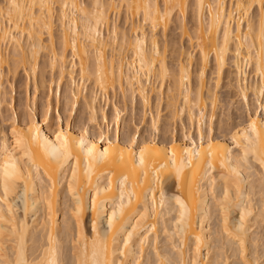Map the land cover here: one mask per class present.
Wrapping results in <instances>:
<instances>
[{
	"label": "bare ground",
	"instance_id": "obj_1",
	"mask_svg": "<svg viewBox=\"0 0 264 264\" xmlns=\"http://www.w3.org/2000/svg\"><path fill=\"white\" fill-rule=\"evenodd\" d=\"M116 0H89V2L84 3L82 0H49V2H55L57 5H63L64 3L69 4V9L67 10V16L68 20L64 21L62 17L60 16V8L58 14V20L60 21L61 26V32H60V52H58V64L60 66V77H59V84L58 88L60 87L61 79L64 75L69 76V78L72 80L73 75H71L72 71L66 66V53L70 52L73 56L72 52V41L75 39L76 41V54L75 59L77 60L78 64V70L80 72L81 65L84 66L85 69V75L83 79H85V76H89L90 74L93 76L94 81V88L98 90V92L103 93L104 95L107 94V92L110 89H114L116 85L118 88H124L123 86H126L127 91H129L133 96L134 94L137 95L140 99V102L143 107H146L148 104V96H149V90L147 87V79H143V82L141 84V79L147 75V72L140 73V76L137 77V72L141 68V60H145V68H147L151 61L155 59L157 61V68L159 67L160 62H164L166 65V60L164 55L161 54V51L159 49V46L157 44V39L155 37V34L147 35L144 31V25H147L151 31H153L152 27V17L149 18L147 24H145V18H144V9L143 5L145 4H158L160 6L161 14L164 11V4L166 0H161L162 6L160 5V0H120V2H123L126 11L130 16L132 17H138L141 18V22H131L130 25V32L131 36L127 37L126 34H122L121 38L119 40L118 32L116 30V27H111L110 30L109 27V12L114 11L116 8ZM9 2V0H3V3L0 2V7H3ZM19 3H31L32 0H18ZM41 0H36V3H40ZM188 3V0H186ZM243 2L245 4L254 3V7L257 9V16L255 21H253L254 26V33L253 35L258 36L259 34V26H260V0H193L194 4V12L196 11V5L198 3H203L205 5V14L207 13V6L212 5V16L215 17L218 13L222 17L221 20V27L219 28V31H217L216 27H212L211 33L208 32V26L209 23L212 21V17H207V23L201 24V20L199 16H197L195 13V20H196V27H195V34H194V40L197 52L199 54V64L200 68L197 72V83L195 84L194 88L191 87V74L189 71V65H185L182 63H179L177 71H175L174 76L170 78V86L169 88L172 90L171 96L172 99L170 100V94L168 95L170 103L169 107L171 109L176 108V114H185L187 121L189 124L194 125L196 122V136L191 135L189 132L188 134H185L181 137H173L170 141L166 140H160L155 139L154 137L149 138H143L141 141L139 140L140 133L137 134L134 133L132 135L125 134L122 138L119 135L120 127H121V117L119 124L116 122V111L117 108L114 109V120H115V130L112 134L109 133L107 130H101L100 128V134L98 136L91 135L89 132H87L86 139L89 141V143H95L96 148L98 152H103L105 148H108V155L104 163L99 164L95 166L92 170L91 174V183L89 182L88 177L85 175V167L83 161V156L80 158V164L77 166V176L76 179H72V169L70 166H66L64 171L60 173V180L63 181L62 184H58L55 191L50 194L53 204V221H48V210L47 205L43 203L41 200V203L35 208H29L28 215L25 218L24 215V204L23 202H19L16 205V208L19 209V211L16 213L20 219L25 221V224L28 226V240L31 242L33 234L39 230L40 235L43 237V239L46 241L47 236L44 232V226L47 225V227L51 228L52 223L56 222L60 225L61 230L63 229L65 225V215L67 214L69 220L75 226L76 223V217L72 215L74 209L76 208V204L72 199V195L68 192V181L72 180V187L77 190L81 200L84 201L81 210H80V226L86 235H91L92 232V219H93V209H92V201L91 198L88 196L89 191L92 193L96 192V188L99 187L101 189L100 195L97 197V200H103L104 205L103 208L100 209V215L102 216L105 212L107 214H111L113 207L115 206L113 204V199L116 200L117 203H119V197H120V182L123 181L126 185L125 188V199L124 202L127 204L128 196L127 192L134 191L137 194V197H133L132 205L131 207L127 208V212L131 213L134 210H139L140 212L145 211V201H144V194L147 193V209L148 212L146 213L148 219L147 223L149 225L151 224H158L159 226V236L163 234L165 242L169 239V237H165L164 235V227L167 225L170 233L176 232V219L179 218V206L176 205L175 199L171 200L172 207L176 209L175 213H173L171 216L169 215V208L167 206V201L165 204V208H160V181L157 180V170L160 169V165L164 164L166 161L169 163V168L165 170H161L159 174L163 177H165L164 183H163V189L165 192L166 198H174L176 196H179L182 201H184L189 208H191V221L190 225L187 228L186 232L180 233L179 235H176L172 237L175 239L176 243L179 244L181 241L184 242L183 247V259L187 262V264H191V260L195 259L198 261V264H208L209 261L212 262V264H215V261L219 258V253L216 251H211L206 246L208 244H212V238L215 237L212 236L211 230L208 227V220L210 216V210H209V203L210 198L212 199V192H213V184L212 180L215 179L217 182L216 187L219 189L223 186L224 181L221 180V175L228 176L229 173L225 171L224 169H221L220 164L221 161L230 162L233 166L236 164V157H237V150L233 147V140L232 136L233 133H237V130L239 129L240 133L242 134L244 130L247 128L246 124L239 126L233 132L231 133V142H228L225 138L220 137H213L209 136L206 140H203V129H202V122L205 118V109L207 107V102L210 99V105L213 106L216 104V91L213 89L210 90L207 95L205 94V78H201L200 72L203 70L204 76H205V70L210 62V59L213 58L215 68H216V82L215 87L217 86V81H220V77L224 71L225 66L227 65V59L231 56L232 57V66L236 72V79H237V89L240 92V95L242 96L244 102H245V94L247 96V108L249 107V94L252 93L255 96V101H257V107L254 109L252 113V117L254 119L258 120V126H259V119L261 117H264V109L261 108V105L258 101L261 100L260 96V87L264 86L260 79L256 81L254 84H249L248 79L246 76V65L244 63V59L247 57L248 54V48L252 44V40L249 39L247 44H244L243 50L241 55L238 57L236 55L237 48L239 44L244 43V35L248 34V21L247 18L244 19L243 24V33H239L235 31L237 25L239 24V18L236 21H229L228 19V13L229 12H236V9L233 7L235 3ZM167 3L169 4H176V3H185V0H167ZM75 4L77 7L75 9L71 8V5ZM97 4H100L103 6V15H100V10L97 9L95 6ZM132 4L134 7L132 11L128 10V5ZM141 5V10L139 16H137L135 5ZM115 5V7H113ZM217 5L220 7L218 8ZM81 6H83L81 8ZM38 11V10H37ZM75 12L76 15V21L77 23L73 25V27L77 28V34L75 37L72 36V33L70 31V25L72 24V16ZM83 13H87V16H82ZM180 14L179 11H176ZM93 13H95V16H93ZM175 14V13H174ZM184 17V16H183ZM172 16L166 18L162 22H158L155 30L158 28H163V30L167 27L170 19ZM96 19H100L101 23L99 26L96 24ZM156 19L159 21V17H156ZM52 23H53V17L50 20V23L48 27L51 28V40L49 39V46L51 48V52L53 50V34H52ZM229 25L230 26V37H229V44H228V50L224 54V64L221 67V65L218 63L217 60V54L214 49L218 50L219 47L224 46V28L223 25ZM6 26V22H3V19H0V34H2V30ZM22 29H30L31 25H25L24 23H21ZM15 27V24H13V28ZM99 28L100 36L97 37L94 32L88 31L89 28ZM103 28L106 29L108 36H105L103 33ZM139 30V32L137 31ZM47 32V27L45 26V23L43 20L39 22V25L36 27L35 31L33 32V41L31 43H35L37 49L41 48L42 39L41 34L42 32ZM115 31L116 36L112 35V32ZM237 36H239V41H237ZM65 37L67 38V47L64 46V40ZM89 37H92L90 39ZM127 38V39H126ZM25 39V43L22 42L23 48L26 50L27 53V60L24 59L25 52H20L19 57L20 60L24 63L28 62V72H32L33 68H35V60L36 58H33L32 56V50H31V43L28 40L27 37V31H25V35L23 40ZM118 39V42H117ZM139 39L142 43L139 46V51H137V45L136 41ZM93 40H95V43H93ZM192 40V38H191ZM190 40V42H191ZM199 41V42H197ZM153 43L156 45V49H153ZM9 48H13V52L17 55V50L21 47L20 44H13L11 41H9ZM119 45L122 49H128L131 52L130 60L125 59L127 68L125 69V64H123V60L120 59L115 63V59L113 56L109 57L107 56V50L112 49V46ZM3 47H6L3 43H0V71L3 67V65L7 61V56L5 54V50ZM43 47H45L43 45ZM260 48L259 41L257 40L256 43V51L258 52ZM201 49L205 53H211L208 57L207 61H205L204 57L201 55ZM158 51L159 55L157 56L155 52ZM190 55V54H189ZM188 55V58H189ZM255 56V53L253 54ZM101 60V68L103 69V82L105 84V88L101 89L99 84L97 83V77L95 75V70L97 67V60ZM62 57V58H61ZM125 58V57H124ZM32 59L33 62H29ZM192 61V55L191 59H189V63ZM74 62V61H73ZM76 63V62H75ZM91 65L92 70L89 71V66ZM239 65V69L237 67ZM168 66V65H167ZM181 66L184 68L185 72V79H184V90L182 93L181 90ZM250 66L253 67V71L256 75V68H255V59L251 61ZM64 69V72H61V69ZM89 73V75H88ZM34 75V74H33ZM72 76V77H71ZM91 76V77H92ZM90 77V76H89ZM155 81H159L160 84H163L164 80L160 81L158 80V75H153L152 77ZM82 79V78H81ZM84 82V81H82ZM245 82L247 83V88L245 90ZM74 83V82H73ZM73 83L71 85H73ZM149 83V82H148ZM70 84V83H69ZM69 85L67 88L66 97L69 98V101L71 103H74L75 105H78L79 97L81 92L80 90L75 89L73 86ZM76 85V84H75ZM84 86V85H83ZM36 87V86H35ZM78 88L79 86L76 85ZM214 87V88H215ZM37 88V87H36ZM161 88V87H160ZM168 88V89H169ZM217 88V87H216ZM0 89V96L1 94ZM126 91V90H125ZM124 92V91H123ZM169 93V91H168ZM197 93L199 95L197 96ZM60 94V93H59ZM92 94V95H91ZM96 92L90 93V96L86 99L85 104L89 108L90 111V120L95 121L97 124V121L95 120L97 109L95 106L96 101ZM183 95H190L192 103L185 105L183 101ZM4 97V96H3ZM5 100V99H4ZM198 100V103H197ZM181 101V104L177 105V103ZM2 99L0 97V106H1ZM51 101L45 102V109L43 110L41 119H38L36 115L34 117H29L20 120L15 119V124L17 127L18 132H24L27 133L28 128L32 124V119H36L37 123L41 129V135L48 137L49 139L54 140V130L58 129L59 123H58V117H62L60 112L57 111V123L53 125L51 122V114H50V104ZM9 103V101H8ZM7 103V104H8ZM67 103V102H66ZM180 103V102H179ZM196 104L195 107H192V104ZM10 106H12L10 104ZM214 107V106H213ZM9 108V107H7ZM46 109H48L46 111ZM180 109H184L183 112L180 111ZM213 109V108H212ZM175 110V109H174ZM214 110V109H213ZM212 110V111H213ZM1 111V108H0ZM72 112V109H71ZM214 112V111H213ZM203 113V115H202ZM35 114V113H34ZM210 119L213 116V113H211ZM45 115H47L48 120L45 122ZM103 121H107V115L102 110L101 112ZM13 120V119H12ZM157 117H151V123L150 126L152 128H156L157 125ZM102 122V121H101ZM155 123V127H153V124ZM98 125V124H97ZM96 125V126H97ZM11 136H12V124H11ZM157 129V128H156ZM211 129V128H210ZM63 130L65 133L70 134V136H75L77 139L84 134V129L78 130L71 127L68 123L63 125ZM113 131V130H112ZM211 131V130H210ZM103 134L104 139H101V135ZM109 137L111 138V142H109ZM133 137H135V143H133ZM187 137V138H186ZM242 138V137H241ZM1 139V138H0ZM232 148V153L229 154L227 151V148ZM145 148V164L143 166L140 165V152L141 149ZM195 149L196 152H199L200 155L196 157L193 160L191 167H185L181 174V179L178 182L176 180L175 176V169L171 168L170 162L171 160L175 159L177 166H179L181 159L185 161L187 164V161L189 159V153L185 151V149L192 150ZM32 153L33 158L36 161V164L40 165V172L41 176L44 180H47V177L43 176L44 171L47 169L49 171V174L53 175L54 179L56 178V171L59 168V165L55 162H50L48 157L45 156L44 151L38 146L33 145L32 147ZM211 153V155H209ZM75 155V153H74ZM211 161L212 168L207 169L208 162ZM75 163V161H73ZM259 167V164H258ZM205 169H207L209 172L212 173L211 176H204L203 180H201V177L203 176ZM196 173L195 178L193 177V173ZM241 172H242V178L245 184L243 185L246 187V191L244 192L245 196V203H247V197L249 193H252L253 199L255 196L260 197V183H261V177L258 178L259 182L257 183L255 181V184L252 183L251 185L249 181L252 173L248 170L246 166H241ZM147 173V175H145ZM260 173H264V169L260 168ZM65 174L66 177L65 178ZM106 174V175H102ZM25 176H27V170H25ZM111 177V188L109 191L104 192V188H108V177ZM127 176V180H124V177ZM33 181L35 182V188L36 190H40V180L36 179L35 177V171H33V180L28 181V194L31 196L32 190H33ZM191 183V188L189 187ZM200 184L199 193L197 191V184ZM232 181L229 182V187H231ZM249 185V187H248ZM21 193H23V185H21L20 189ZM153 191H155V199H156V205H155V211H153ZM63 193V194H62ZM61 195H63V199H61ZM206 196V198H205ZM232 196L235 198L236 193L233 190ZM39 199V197H36ZM10 197V202H11ZM212 205L215 207V211L217 213L218 219V208L215 203V201L212 199ZM258 203V202H257ZM197 204H199V210H197ZM4 209L5 214H7V205H0ZM213 209V208H212ZM251 215L246 216V219L244 221L245 229H246V240H247V246L250 248L252 244L260 239L258 238H252L250 235V228L253 227L251 225H264V220L261 219V212L259 210V206L252 204L251 207ZM212 212V211H211ZM232 219L236 222L240 221V210H234L232 213ZM132 223H136L135 220L132 221ZM107 226V220L105 219L103 222V227ZM80 229H77V233H79ZM216 233V231H215ZM197 237L201 238V246L199 252L197 251ZM152 240L155 242L156 240V234H152ZM135 244L137 247V250L139 249V240H135ZM179 256V254H177ZM147 257V256H146ZM71 260V254H69L68 257ZM147 259V258H146ZM153 259H155V256L153 254Z\"/></svg>",
	"mask_w": 264,
	"mask_h": 264
},
{
	"label": "snow or ice",
	"instance_id": "obj_2",
	"mask_svg": "<svg viewBox=\"0 0 264 264\" xmlns=\"http://www.w3.org/2000/svg\"><path fill=\"white\" fill-rule=\"evenodd\" d=\"M69 4L64 3L63 5H57L55 2H49V0H41L40 3H36V0H32L31 3H19L18 0H9V2L0 7V19L6 20V26L0 34V43H3L6 47L10 46L9 41L13 44H20L21 47L17 50V58L19 59V53L25 52L24 59L27 60L26 50L22 46L25 31H27V37L29 42L33 41V32L39 25L41 20L44 21L45 26L48 30L49 39L51 40V28L48 27L50 20L54 17L57 9L60 8V16L64 21L68 20L67 10ZM77 5L72 4L71 8L75 9ZM83 6H81L82 8ZM100 10V15H103V6L97 4L95 6ZM115 7V5H113ZM122 9L123 4L119 5ZM128 10L132 11L133 5L129 4ZM219 8L220 6L217 5ZM233 7L236 12H229V21H236L239 18V24L235 31L243 33L244 19L248 21V34L244 35V43L239 44L236 55L239 57L242 53L244 44H247L248 40H252L251 46L248 48L247 57L244 59L246 66H250L251 61L255 59L256 76L264 84V0H260V26L258 36L253 35L255 29L253 26V19L250 15L254 8V3L245 4L243 2L235 3ZM189 8L188 3H176L169 4L167 0L164 4V11L161 14L160 6L158 4H145L144 18L145 24H147L150 17H152L153 31L158 22L164 21L166 18L172 16L176 11L180 12L181 16H184ZM212 5L207 6V13L205 14V5L198 3L196 5L195 14L199 16L201 24L207 23V17H212L211 23L208 26V32L211 33L212 27H216L217 31L221 27L222 17L218 13L215 17L212 16ZM137 16L140 14L141 5H135ZM38 10V11H37ZM82 16H87V13L82 12ZM95 16V13H93ZM159 17V21L156 19ZM21 23L26 26L31 25V28L22 29ZM77 23L75 12L72 16V24L70 25V31L72 36L75 37L78 29L73 27ZM101 23L100 19H96V24L99 26ZM13 24L15 27L13 28ZM224 28V46L219 47L218 50L214 49L217 54L218 63L221 67L224 64V54L228 50L229 37H230V26L225 24ZM88 31L94 32L97 37L100 36L99 28H89ZM139 32V30H137ZM113 36H116L115 31L112 32ZM92 39V37H89ZM127 39V38H126ZM191 40V37H189ZM259 41L260 48L256 51V43ZM239 41V36H237ZM118 42V39H117ZM199 42V41H197ZM95 43V40H93ZM141 41L137 39V51ZM64 46L67 47V38L65 37ZM153 49H156L155 43H153ZM31 50L33 58H38L42 51H46L41 44V48L37 49L35 43H31ZM72 52L75 58L76 54V41H72ZM255 53V56L253 55ZM158 56V51L155 52ZM211 53H205L201 49V55L207 61ZM62 58V57H61ZM57 52L55 48L52 50V65L53 68L56 66ZM191 59V54L189 55ZM102 56L100 60H97V67L95 75L97 77V83L101 89L106 86L103 82V69L101 68ZM145 60H141V68L137 72V77L140 73L147 72V75L141 79H147L151 83L153 75H158V80H167L174 76V70L170 69L164 62L159 63L157 68V61L153 59L150 65L145 68ZM75 67V65H74ZM239 69V65H237ZM25 72L28 75H33L36 72V68H33L31 73L28 72L27 63L24 64ZM64 72V69H61ZM181 72V90H184V79L185 72L183 66L180 69ZM81 82L85 75L84 66L80 68ZM201 78L204 77V72H200ZM159 87H163L162 84L158 83ZM75 87V82L73 83ZM217 87H219V81H217ZM247 83L245 82V90ZM261 100L258 101L261 108L264 109V86L260 87ZM123 91V88H121ZM170 94V100L172 99V90L168 89ZM199 93H197V96ZM245 104H247V96L245 94ZM183 101L185 105L192 103L190 95H183ZM198 103V100H197ZM196 104H192L195 107ZM215 107V104L213 105ZM71 108L73 111L76 108L74 103L68 102V106L65 111ZM48 109H46L47 111ZM181 112L184 109H180ZM29 117H34L33 108L31 105L28 109ZM203 115V113H202ZM72 113H69V119L71 120ZM45 122L48 117L45 115ZM63 117H58L59 127L54 130L55 139H49L48 137L42 136L41 129L36 119H32V124L28 128L27 133L18 132L15 124V113H13L12 124V137L9 139L6 132L3 138L0 139V205H7V214L4 209L0 207V264H187L183 259V247L184 242L181 241L179 244L176 243L172 237L179 235L180 233L186 232L190 225L192 210L187 204L181 200L179 196L174 198H166L163 189V183L165 177L161 176L159 172L169 168V163L166 161L160 165V169L157 170V180L160 181V208L164 209L167 201L169 208V215L175 213L176 209L172 207L171 200L175 199L176 205L179 206V218L176 219V232L170 233L167 225L164 227L165 237L169 239L161 243L159 238V226L158 224L149 225L146 221L148 219L146 213L147 209V193L144 194L145 211L140 212L138 209L127 212V208L131 207L133 197H137L134 191L127 192L128 201L125 204V188L126 185L123 181L120 182V197L119 203L113 199L112 213L109 215L106 212L101 216L100 209L103 208L104 201L97 200L100 195L101 189L96 188V192L92 193L89 191L88 196L92 201V209L94 212L92 219V232L91 235L84 234L80 226V210L84 203L81 200L76 189L72 187V180L68 181V192L72 195V199L76 204L72 215L76 217L75 226L69 220L67 214L65 215V225L61 230L60 225L56 222L52 223L51 228L44 226V232L47 236L45 241L37 230L33 236L31 242L28 240V226L25 221L20 219L16 214L19 209L16 205L19 202L24 204V215L25 218L28 215L29 208L35 209L41 200L47 205L48 210V221H53V204L50 194L53 193L58 184H62L60 180V173L64 171L66 166H70L72 169V179H76L77 166L80 164V158L83 156L85 167V175L88 177L91 183V174L95 166L105 162L108 155V148L104 151L98 152L95 143H89L85 138L88 129L85 127L84 134L78 139L75 136L65 133L63 130ZM248 123L247 128L241 134L239 129L237 133H233V147L237 150L236 164L233 166L230 162L221 161L220 167L229 173L228 176L221 175V180L224 184L221 188H217V182L215 179L212 180L213 192L212 199L215 201L219 219L217 220V229L215 237L213 238L215 243L206 245L211 251L219 253V258L215 261V264H264V238L254 242L249 248L246 240V229L244 221L246 216L251 215V207L253 203V195L249 193L247 197V203H245L244 192L247 190L243 185L245 182L242 178L241 166H246L251 172L254 168V163L259 164L261 169H264V117L258 120L252 117L251 109L248 111ZM120 111H116V122L119 124ZM93 123L95 121H92ZM107 123V122H106ZM243 123V120L241 121ZM155 127V123L153 124ZM242 137V138H241ZM187 138V137H186ZM101 139H104L103 134ZM109 142L111 138L109 137ZM133 143H135V137H133ZM38 145L43 151L45 156L48 157L50 162H55L59 165L56 171V178L49 174L46 169L43 173L47 180H44L41 176V166L36 164L33 158L32 147ZM189 153V159L187 164L181 159L179 166L175 159L171 160L170 166L175 169L176 180L179 185L182 171L185 167H191L193 160L200 155L193 148L192 150L185 149ZM229 154L232 153V148H227ZM145 152L146 149L142 148L140 152V165L145 164ZM75 153V155H74ZM211 155V153H209ZM75 161V163H73ZM212 163L208 162L207 169H211ZM205 169L201 180L204 176H211L212 173ZM25 170H27V176H25ZM33 171H35L36 179L40 180L41 188L36 190L35 182L33 181V190L31 196L28 194V181L33 180ZM106 175V174H102ZM147 175V173H145ZM196 173H193L195 178ZM261 177L260 183V197L258 201L259 210L261 212V219L264 220V173L259 174ZM65 178L66 174H65ZM127 176L124 177L126 181ZM232 181L231 187L229 182ZM111 177H108V188H104L103 191L107 192L111 188ZM21 185H23V193H21ZM191 188V183L189 185ZM199 193L200 184L196 185ZM235 191L236 196L233 198L232 191ZM10 197L11 202H10ZM36 197H39L37 199ZM139 199V197H137ZM206 198V196H205ZM153 211H155L156 199L155 191H153ZM197 210H199V204H197ZM234 210H240V221L236 222L232 219V213ZM107 220V226L103 227L104 220ZM135 220L136 223H132ZM77 229H80L77 233ZM156 234V240L153 242L152 234ZM135 240H139V249L137 250ZM201 238L197 237V251L199 252L201 246ZM69 253L71 254V260L68 258ZM153 254L155 259H153ZM179 254V256L177 255ZM147 256V259H145ZM191 264H198V261L193 259ZM208 264H212L211 261Z\"/></svg>",
	"mask_w": 264,
	"mask_h": 264
},
{
	"label": "rangeland",
	"instance_id": "obj_3",
	"mask_svg": "<svg viewBox=\"0 0 264 264\" xmlns=\"http://www.w3.org/2000/svg\"><path fill=\"white\" fill-rule=\"evenodd\" d=\"M82 1L84 3L89 2V0ZM0 2L3 3V0H0ZM115 2L116 8L114 11L109 12L108 22L110 30L112 29L111 27H116L120 40L122 34H126L127 37L131 36V22L139 23L141 22V18L130 16V14H128L126 11L124 3L120 2V0H116ZM121 4L124 5L122 9L119 7ZM160 5L162 6L161 0ZM188 5L189 8L184 17L178 12H175L164 30L163 28H158L155 31H151L147 25H144V31L148 36L155 34L161 54L164 55L166 63L170 69L174 70V72L177 71L179 63L189 65V71L191 74L190 85L192 88H194L195 84L197 83V72L200 68V64L199 54L197 52L194 40L196 20L193 0H188ZM57 13H59V8L53 17L52 34L53 48H55L58 54V52H60L61 26ZM250 15L252 16L253 21H255L257 16V9L255 7L251 11ZM3 22H6V20H3ZM102 30L104 35L108 36L106 29L103 28ZM189 37L192 38L191 42ZM41 39L46 51H42L39 57L36 58V72L31 76L26 74L24 68L25 63L20 60V57L19 59L17 58V55L13 52V48L11 49L9 47H3L8 58L0 71V89L2 90V95L0 96L2 99L0 106L1 139L3 138L5 132L9 139L12 137L10 127L11 121L13 119V113H15V119L21 121L22 119L27 118L29 115L28 109L31 105L36 117L41 119L43 110L45 109L44 105L47 100L51 101L50 114L53 125L57 123L56 115L57 111H59L61 116L64 118L63 125L68 123L71 127L78 130H85L86 127L91 135L98 136L101 130H107L110 134L114 132L115 120L113 116L114 109L117 108L120 111V117L122 120L119 132L121 138L125 134L132 135L136 132L137 134L140 133V141L143 138L149 137L170 141L173 137L178 138L188 134V132L191 135L196 136V122L191 127L185 114L179 115L174 112L176 111L177 106H175V110L169 107L170 100L168 97V88L171 83L170 79L164 80L162 88L158 86L159 81H155L153 78L151 83L147 82V87L149 90L148 104L146 107H143L139 97L135 94L133 96L129 91H127L128 89H126L125 85L123 86L124 92L121 91V88H118L116 85L114 89H110L107 94L104 95L94 88L93 76L91 74L89 75L88 73L90 77L86 75L85 79H83L84 82H81L82 79L78 70L79 67L77 60L71 55L70 52H67L66 66L68 70L70 69L72 71L71 75H73V77L71 76V80L69 76L64 75L61 79L60 87L58 88L60 77V66L58 64L59 61L56 59V66L53 68L52 52L48 44L49 40L47 32H42ZM24 41L25 39L23 42ZM112 48H114V50H107V56H113L115 63L122 59L126 69L127 66L125 59L130 60L131 52L128 49H122L119 45L112 46ZM189 54L192 55L191 63H189ZM29 62H33L32 59ZM26 63L28 68L29 64L28 62ZM214 66L215 64L213 58H211L205 70V94L207 95L210 90L212 91L215 89L214 91H216L217 98L215 107L210 105V99L207 102V107L205 109L206 115L204 121L202 122L203 140H206L209 136H213L225 138L228 142H231V133L239 126L246 124L248 111L249 109H251L252 112L254 111V109L257 107V101H255L256 98L252 93H248L249 107L247 108L245 105L240 92L238 91L237 87H235L237 86V76L232 66L231 56L227 59V65L225 66L220 77L219 87L216 86L217 88L215 87L217 75L216 68ZM89 68V71H91V65ZM246 76L249 84H254L259 80L253 71V67L251 66L246 67ZM73 82L79 86L77 88L75 85L74 88L78 90L81 88L82 93L80 94V99L75 110H72L71 112V108H69L68 112H66L65 108L68 106L69 102V98L66 97L67 88ZM92 91L97 93L95 101L97 113L95 120L97 121L98 125L89 119L90 111L85 104V98H88ZM179 102L177 105L181 104V101ZM10 104L12 106H10ZM102 110L107 115V123L102 119ZM69 113H72L71 120L69 119ZM211 113H213V116L210 119V115H212ZM153 116L157 117L158 119L156 125L157 129H154L150 126L151 117ZM242 120L243 123H241ZM251 173L252 175L249 180L251 182L249 185L252 183L255 185V181L258 183V178H260V167H258V164L254 163V168ZM61 196V199H63V195ZM256 199H258V196L254 197L252 204H254V206L256 205L257 210L258 200ZM212 204V199L210 198V218L208 220V227L211 232H213L212 236H214L217 229L218 216L215 211V207ZM251 226H253L250 228V235L252 238H264V225ZM159 238L161 243H164L166 240L164 239L163 234L160 235ZM211 243H215L213 238ZM146 258L147 257L145 256V259Z\"/></svg>",
	"mask_w": 264,
	"mask_h": 264
}]
</instances>
